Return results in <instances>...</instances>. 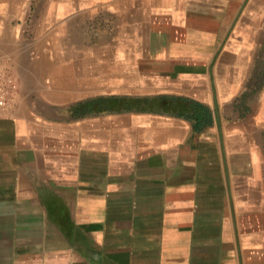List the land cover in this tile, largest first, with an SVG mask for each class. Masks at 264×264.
I'll use <instances>...</instances> for the list:
<instances>
[{
	"label": "crops",
	"instance_id": "1",
	"mask_svg": "<svg viewBox=\"0 0 264 264\" xmlns=\"http://www.w3.org/2000/svg\"><path fill=\"white\" fill-rule=\"evenodd\" d=\"M0 64V264H264V0H0Z\"/></svg>",
	"mask_w": 264,
	"mask_h": 264
},
{
	"label": "built area",
	"instance_id": "2",
	"mask_svg": "<svg viewBox=\"0 0 264 264\" xmlns=\"http://www.w3.org/2000/svg\"><path fill=\"white\" fill-rule=\"evenodd\" d=\"M14 87V76L0 64V116L8 106L10 93Z\"/></svg>",
	"mask_w": 264,
	"mask_h": 264
},
{
	"label": "rangeland",
	"instance_id": "3",
	"mask_svg": "<svg viewBox=\"0 0 264 264\" xmlns=\"http://www.w3.org/2000/svg\"><path fill=\"white\" fill-rule=\"evenodd\" d=\"M140 31V33H141V29L139 30ZM97 37H98V41L100 42V40H102V42H103V40H104V30L102 29H98L97 30ZM100 39V40H99ZM101 43V42H100Z\"/></svg>",
	"mask_w": 264,
	"mask_h": 264
}]
</instances>
